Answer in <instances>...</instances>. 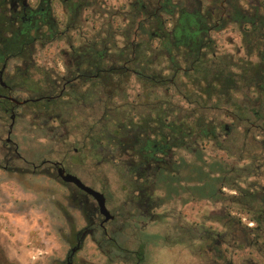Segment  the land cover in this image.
Returning a JSON list of instances; mask_svg holds the SVG:
<instances>
[{"label": "rangeland", "instance_id": "obj_1", "mask_svg": "<svg viewBox=\"0 0 264 264\" xmlns=\"http://www.w3.org/2000/svg\"><path fill=\"white\" fill-rule=\"evenodd\" d=\"M79 1L87 2V9L57 42L37 47L35 70L24 81V88L46 92L48 84L55 81L59 89L64 70L78 63L89 65L94 54L90 51L97 54V50L106 51L110 60H116L118 50L128 43L124 32L132 18L135 0ZM151 2L153 9L156 0ZM65 10L60 5L55 8L61 29L68 23ZM210 37L216 45L215 65H234L231 71L240 74V68L247 62H257L256 57L245 56L241 34L234 24L212 31ZM138 40L144 42L146 38L142 36ZM157 43L152 39V45ZM70 45L79 52L76 56H83L78 63L69 57ZM86 46L89 48L85 54ZM162 59L148 56L152 69L167 75L168 71L164 70L167 64ZM124 80L121 88L110 91L121 95L113 100L104 96L101 80L84 79L75 81L51 108H44L47 103L43 100L37 102L40 114L26 116L20 124L23 156L27 160L33 156L64 159L68 172L103 193L112 214L129 217L116 221L121 226V234L117 236L121 245L134 252L141 242H147L142 264H264L262 249L251 245L237 247L231 238L225 210L232 209L228 197L234 192L227 188L219 192L220 201L217 197L202 198L198 194L200 180L187 182L182 177L178 194L168 196L160 186L149 185L148 199L141 196L143 181L127 170L123 163L127 156L110 146L111 136L121 137L130 122L134 126L135 122L149 121L148 129H151L156 125L151 119L157 117L184 123L183 117L195 106L179 93L190 85L182 74L175 88H153L131 75ZM243 85L238 93L222 96L219 103H210L217 107L208 112L210 137H201L200 129L187 120L193 127L189 131L193 136L187 146L169 154V161L178 164L183 159L187 164L194 163L197 169L205 166L204 171L210 172V167L218 164L219 171H212L214 177L224 175L231 182L240 175L237 182L242 188L262 190L264 102L258 101L254 88ZM94 204L91 198L53 176L0 170V264H56L73 243L74 233L85 225L86 218L94 217L89 213ZM240 215L243 223L253 227L248 221L250 216ZM83 247L94 249L95 246L86 239ZM92 264L106 262L93 257Z\"/></svg>", "mask_w": 264, "mask_h": 264}, {"label": "trees", "instance_id": "obj_2", "mask_svg": "<svg viewBox=\"0 0 264 264\" xmlns=\"http://www.w3.org/2000/svg\"><path fill=\"white\" fill-rule=\"evenodd\" d=\"M69 13L72 14L73 10ZM49 18V15H42L40 25L31 23L29 29H25L26 34L34 31L35 36L40 34L44 39H49ZM229 24H234L238 28L245 56H254L257 59L256 63L247 62L241 67L240 74L231 71L234 65L229 64L227 68L222 64L213 63L216 59V45L210 33L223 30ZM145 26L151 27V35L146 32ZM134 30L137 32L136 35ZM145 34L158 42L152 45L149 52L143 45L133 46L131 43L134 36L138 40ZM124 39H127L128 43L118 50L116 60H110L106 51L98 54L94 52L92 55L96 62L95 67L102 68L101 75L96 80L103 82L104 96L108 99L113 100L115 96H121L118 93L113 95L114 93L110 91L118 90L123 86L124 79L129 75L133 65V56L136 57L143 71H145L144 66L149 63L144 61L146 56L162 57L166 62L167 66L164 70L168 71L167 75L147 69L151 71L150 74L140 79L153 88H175L180 74L189 79V87L186 85V91L179 93L188 104L195 107L191 113L183 117L185 121L182 123L181 138L177 134V122L168 120L169 148L187 146L188 140L193 136L189 132L193 127L187 123V120H191L193 125L200 129L201 137H210L208 125H211V120L208 118V112L217 108L210 103L212 101L219 103V98L222 96L228 97L231 93H238L242 89L241 84H245L249 89L254 88L258 101L264 102V0H199L198 2L179 0L177 3L174 0H156L150 13H136L130 18L125 27ZM103 62L106 63L102 65ZM104 73L107 75L102 76ZM113 80H116L114 84ZM152 122L156 123L158 131L163 127L162 118L152 119ZM114 129L118 130V127L114 126ZM145 134L148 135V127L140 125L136 133L130 122L129 127L123 130L122 136L112 135L109 143L122 154H126L123 163L127 170L132 176L143 181L144 187L139 191L141 196L145 195V199H148L149 185L160 186L168 196L178 194L182 177L187 182L196 178L200 180L202 185L198 189V194L202 198L217 197L216 200L220 201L219 192L227 188L234 192L228 197L232 209L225 210L231 238L237 247L251 245L264 252V189L242 188L237 182L240 175H236L231 182L224 175L214 177L212 171L215 169L219 171L218 164L212 165L210 172L204 171L205 166L197 169L194 163L187 164L181 159L178 164H169L168 169L154 168L150 171L149 166L152 167L158 160L154 155L162 152L161 135L158 133L151 140ZM135 150L138 155L137 165L132 155ZM182 190L187 191L184 187ZM240 214L250 216L248 221L253 223V227L243 223Z\"/></svg>", "mask_w": 264, "mask_h": 264}, {"label": "flooded vegetation", "instance_id": "obj_3", "mask_svg": "<svg viewBox=\"0 0 264 264\" xmlns=\"http://www.w3.org/2000/svg\"><path fill=\"white\" fill-rule=\"evenodd\" d=\"M57 5L63 6L66 9L68 23L65 25L64 29L59 27V21L55 15V8ZM132 5L133 4H131V6ZM85 9H87V2H80L79 0H0L1 171L15 174L53 176L59 181L61 180L57 177L58 169H63L65 174L70 173L66 169L64 159L58 161L33 156L32 159L27 160L23 156L25 154L22 151L21 140L23 136V127L20 126V124L26 116L30 117V115L36 116L40 114L41 110L37 108V102L43 100L47 103L44 108L53 107L63 98L65 92L73 86L75 81L99 78L102 68L95 67L94 64L96 62L93 56H91L89 65H86V63L79 64L78 59L82 60L83 56H76L79 52H76L74 46L70 45L69 57L75 58V63H78V66L70 67V69L66 68L64 70L63 74L60 76V80L63 82L59 89L56 87L55 81L48 84L46 92L24 88L23 83L32 76L34 71L31 72V70H35V51L37 47L57 42V39L62 38L65 33L69 31L70 27H73L74 22ZM132 9L134 10V12L131 13L132 16L136 13H150L152 10V2L151 0H144L143 2L135 0ZM70 10H73L72 14L69 13ZM42 15L50 16L49 39H44L40 34L35 36L34 31L29 32L27 35L25 31V29H29L31 23L40 25ZM145 27L146 32L151 35V27ZM136 33V30H134V35H136ZM26 35L27 38L24 39ZM142 36L146 38L144 42L135 39L134 36L131 43L133 46L137 44L140 46L143 45L148 48L149 52L152 46V39L149 38L147 34L141 35L139 38ZM87 48H89V46H86V51L83 53H88ZM97 52L101 53L99 50H97ZM89 53L93 54L94 52L90 51ZM145 54L147 55V51H145ZM71 61L72 60H70V62ZM144 61L149 62L148 56L145 57ZM149 63L144 66L145 71H143L142 66L138 64L136 57L133 56V65L130 68L129 75L137 79L146 78L151 72L147 69L152 70L151 62ZM238 117H240V115ZM148 122L149 121L142 124L135 122V125L132 127L137 133L139 126L143 125L144 127H148ZM168 123L167 117H164L162 122L163 127L160 131L157 130L158 126L155 125L154 127L151 126V129H148V135L145 134V136L151 140H153V136L158 135V133L161 135L160 146L162 152L154 155L159 161L157 160L152 167L149 166L150 171L154 168L168 169V165L172 164L169 161V157L171 156L169 154L174 149L179 148H169ZM182 123V121H177V134L180 138L183 135ZM31 155L37 154L32 153ZM137 157L138 155H136L135 150V165H137ZM64 185L73 186L71 184ZM78 191L81 192L80 190ZM84 195L87 198H91L86 194ZM92 202L95 203L93 199ZM89 213L93 214L94 217L86 218L85 225L80 231L74 233L73 243L69 245L68 250L61 258L56 261V264H92L93 257H98V260H102V262H106V264L143 263L145 259L144 249L146 248L147 242H141L138 245V249L132 252L123 247L117 240V236L121 234V226L117 224V219L125 221L126 219L129 220V217L122 216L120 213L115 215L110 212L114 216V219L103 222L104 218L99 214L96 203ZM153 238H156V236H153ZM86 239L92 241V244L95 246L94 249L83 247ZM145 239H148V237Z\"/></svg>", "mask_w": 264, "mask_h": 264}, {"label": "water", "instance_id": "obj_4", "mask_svg": "<svg viewBox=\"0 0 264 264\" xmlns=\"http://www.w3.org/2000/svg\"><path fill=\"white\" fill-rule=\"evenodd\" d=\"M57 177L64 183V184H71L76 187L78 190L86 194L87 196L91 197L98 208V212L101 216H103V222L111 221L114 219V216L108 211L106 207V199L105 196L92 189L91 187L85 185L78 177L72 175L70 173H64L63 169H58Z\"/></svg>", "mask_w": 264, "mask_h": 264}]
</instances>
